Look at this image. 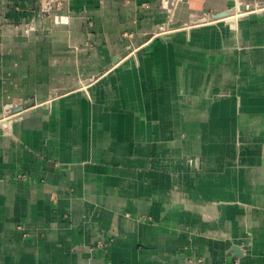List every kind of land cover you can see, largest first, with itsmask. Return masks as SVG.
Wrapping results in <instances>:
<instances>
[{
    "label": "crops",
    "instance_id": "0c3cea01",
    "mask_svg": "<svg viewBox=\"0 0 264 264\" xmlns=\"http://www.w3.org/2000/svg\"><path fill=\"white\" fill-rule=\"evenodd\" d=\"M239 5L0 0V117L33 101L0 128V264H264V4Z\"/></svg>",
    "mask_w": 264,
    "mask_h": 264
},
{
    "label": "water",
    "instance_id": "95a60500",
    "mask_svg": "<svg viewBox=\"0 0 264 264\" xmlns=\"http://www.w3.org/2000/svg\"><path fill=\"white\" fill-rule=\"evenodd\" d=\"M263 4H264V2H261V3L259 2V3H257V6L263 5ZM236 7H237L236 9L238 11L243 10V9L246 8L245 6H241V5L236 6ZM254 7L255 6L253 4H249L247 6V8H254ZM234 11H235V7L233 6L231 8H228V9H225V10H222V11H219V12L207 14L206 16L209 17V18H212V19H219V18L228 16L229 14H232ZM191 22H193V21L191 20ZM182 24H183V22L179 21V22H176V23H170V24H168L166 26H162V27L163 28L164 27H166V28H175V27L182 26ZM143 39L145 40L146 36ZM113 62L117 63L118 59L115 58L113 60ZM32 103H33V101L29 100V101H25L23 103H18V104L7 106L4 109L3 115L0 117V128H2L3 126H6L7 123L11 122L14 119H18V118L22 117L23 116L22 115L23 114L22 111L26 107H28L30 104H32ZM230 251L236 257H239V256L242 255V251L237 245H232L231 248H230Z\"/></svg>",
    "mask_w": 264,
    "mask_h": 264
},
{
    "label": "bare ground",
    "instance_id": "6f19581e",
    "mask_svg": "<svg viewBox=\"0 0 264 264\" xmlns=\"http://www.w3.org/2000/svg\"><path fill=\"white\" fill-rule=\"evenodd\" d=\"M237 7H235V11L232 13V14H229L228 16H225V17H222V18H219V19H212V18H207V23H210V22H215V21H218V20H223V21H226V22H234L239 15H241V13H239L240 11H238L236 9ZM177 28V27H175ZM171 30H168V31H175L176 29H173V28H170ZM167 31V32H168Z\"/></svg>",
    "mask_w": 264,
    "mask_h": 264
},
{
    "label": "rangeland",
    "instance_id": "374dc122",
    "mask_svg": "<svg viewBox=\"0 0 264 264\" xmlns=\"http://www.w3.org/2000/svg\"><path fill=\"white\" fill-rule=\"evenodd\" d=\"M235 1V3L236 2H238V3H240V2H243V3H247V2H251V1H254V0H234ZM234 7H236V6H234ZM208 18V17H207ZM207 20V19H206ZM207 22V21H206ZM188 27V26H187ZM187 27H185V28H187ZM166 28V27H165ZM168 30H171L170 28H166V29H163L162 28V30H160V31H158L156 34H165V33H167V31ZM168 32H172V31H168Z\"/></svg>",
    "mask_w": 264,
    "mask_h": 264
},
{
    "label": "built area",
    "instance_id": "2783aa9c",
    "mask_svg": "<svg viewBox=\"0 0 264 264\" xmlns=\"http://www.w3.org/2000/svg\"><path fill=\"white\" fill-rule=\"evenodd\" d=\"M260 0H254V1H251V2H247L248 4H253L255 6V8L257 7V3H259ZM242 3V2H240ZM240 3L236 2L235 4L236 5H239ZM264 8V7H262Z\"/></svg>",
    "mask_w": 264,
    "mask_h": 264
}]
</instances>
